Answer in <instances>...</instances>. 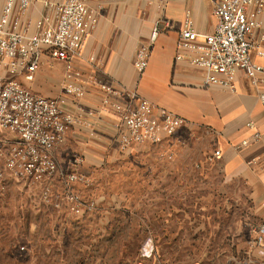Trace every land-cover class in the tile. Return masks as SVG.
<instances>
[{"label":"crops","instance_id":"1","mask_svg":"<svg viewBox=\"0 0 264 264\" xmlns=\"http://www.w3.org/2000/svg\"><path fill=\"white\" fill-rule=\"evenodd\" d=\"M31 1L24 23L38 21L47 11V3L64 0H36L38 7L32 6ZM218 1L114 0L99 5L89 2L87 9L96 24L83 41L79 56L72 58L71 71H66L61 63L44 58L33 81L21 83H26L31 93L45 98L59 97L64 84L84 86V97L79 101L69 99L65 107L66 112L80 116L84 124L67 131L64 145L81 149L85 164H96L103 159L118 123L116 115L100 109L99 82L108 83L122 94L136 92L155 107L184 119L188 126L179 131L178 137L196 139L194 146H190L203 171L210 166L204 163L205 152L198 148L202 138L211 140L208 151L219 152L212 165V180L218 181L212 191L214 206L220 213H227L228 219H235L237 211L244 212L241 220L251 228L246 242L235 246L236 252L243 258V264H264V238L261 245L255 244L256 229L264 226V113L259 104V96L264 91L263 77L257 75L256 85H251L242 72H237L230 89L203 88L200 70L186 61H175L185 13L190 15L198 35H209L216 25L213 8ZM160 15L162 23L150 46L147 67L139 74L133 68L135 54L141 47L148 46ZM259 22L251 42L264 52L261 41L264 8ZM251 57L256 65L264 68V59L257 57L255 51ZM118 102L126 104L127 99L123 96ZM248 123L253 126L252 130L246 127ZM255 132L259 135L258 142L251 141ZM166 141L176 155L165 172V180H183L187 164L193 161H188V156L183 155V150L175 147L173 141ZM242 141H248L247 145L241 147ZM204 177L209 178L210 173ZM236 236H232L233 242Z\"/></svg>","mask_w":264,"mask_h":264},{"label":"rangeland","instance_id":"2","mask_svg":"<svg viewBox=\"0 0 264 264\" xmlns=\"http://www.w3.org/2000/svg\"><path fill=\"white\" fill-rule=\"evenodd\" d=\"M36 2L32 6L38 7ZM179 133L169 140L193 161L179 181L165 180L176 155L167 139L157 146L121 149L115 134L111 150L105 149L96 164L83 163L82 150L70 144L56 150L58 173L42 184L5 174L0 183V264H243L235 246L246 242L251 228L241 220L244 212L228 219L214 206L218 181L212 180L216 158L214 150L208 151L211 140L204 136L198 143L210 166L203 171L190 146L196 139H181ZM0 142L6 153L16 138L0 132ZM74 159L82 162L74 165ZM69 174L78 181L67 182ZM43 186L49 189L50 204L41 199ZM66 193L77 198L79 213L67 211Z\"/></svg>","mask_w":264,"mask_h":264},{"label":"built area","instance_id":"3","mask_svg":"<svg viewBox=\"0 0 264 264\" xmlns=\"http://www.w3.org/2000/svg\"><path fill=\"white\" fill-rule=\"evenodd\" d=\"M114 0H64L62 3H47V11L38 21L23 22L27 16L30 0H0V132L15 136L3 153L0 142V183L7 177L27 184H42L58 171L53 154L60 149L70 128L83 126L80 116L65 111L69 99L79 101L84 97L82 84H64L57 98H45L27 90L21 82L30 83L47 58L61 63L71 71L72 58L79 56L83 41L96 24L95 17L88 12L87 3L97 5ZM264 0H219L214 4L213 16L216 25L209 35H198L193 21L185 13L176 43L175 61L187 64L202 72V87L230 89L237 72H242L251 85H256L257 75L263 77L264 68L252 61V52L264 59V52L251 42V36L260 26L259 17ZM162 16L156 20L148 46L141 47L133 60L134 70L141 74L147 67L149 49L155 40ZM264 42V36L261 37ZM101 94L100 109L117 116L115 141L121 149L140 145H161L188 125L184 119L155 107L136 92L122 94L108 83L97 84ZM125 97L126 104L119 103ZM264 113V91L259 96ZM250 130L251 124H246ZM259 135H251L258 142ZM242 141L240 146H246ZM215 151L213 157L217 158ZM81 159L72 160L79 165ZM264 166V159L262 160ZM69 183L78 181L75 174L65 176ZM42 201L50 204L49 189L43 186ZM69 202L67 211L80 212L77 198L65 195ZM58 208L57 203L53 204ZM264 226L256 229L255 244L261 245Z\"/></svg>","mask_w":264,"mask_h":264}]
</instances>
